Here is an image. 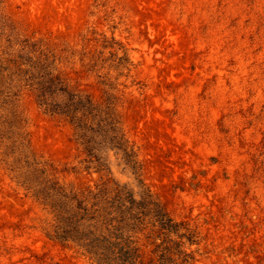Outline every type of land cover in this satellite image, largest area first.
Here are the masks:
<instances>
[{
  "label": "rangeland",
  "instance_id": "rangeland-1",
  "mask_svg": "<svg viewBox=\"0 0 264 264\" xmlns=\"http://www.w3.org/2000/svg\"><path fill=\"white\" fill-rule=\"evenodd\" d=\"M0 9L11 26L0 28V52L37 43L97 100L99 81L116 77L102 61L121 54L112 38L127 49L118 111L141 182L114 158L106 177L135 195L145 186L200 232L192 264H264V0H0ZM20 107L31 152L61 183L100 180L67 121L44 113L30 91ZM47 220L0 164V264H91L47 238Z\"/></svg>",
  "mask_w": 264,
  "mask_h": 264
},
{
  "label": "trees",
  "instance_id": "trees-1",
  "mask_svg": "<svg viewBox=\"0 0 264 264\" xmlns=\"http://www.w3.org/2000/svg\"><path fill=\"white\" fill-rule=\"evenodd\" d=\"M0 28L11 30L1 9ZM112 44H118L121 54L110 52L102 61L110 60L108 70H115L116 77L99 81L98 100L70 84L55 54L37 43L23 45L13 55L0 52V164L10 180L49 215L45 236L73 248L91 264H192L202 241L200 232L174 219L145 186L135 195L126 183L106 177L114 158L141 182V163L118 111L117 80L130 76L132 61L128 50L113 38ZM91 60L88 70L93 71L97 63ZM25 91L34 95L44 113L71 125L85 167L105 178L75 189L61 183L47 163L33 155L20 107ZM143 245L150 246L148 255Z\"/></svg>",
  "mask_w": 264,
  "mask_h": 264
}]
</instances>
